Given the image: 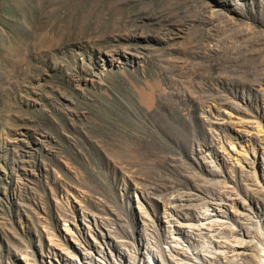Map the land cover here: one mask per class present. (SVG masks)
<instances>
[{"label":"rangeland","instance_id":"rangeland-1","mask_svg":"<svg viewBox=\"0 0 264 264\" xmlns=\"http://www.w3.org/2000/svg\"><path fill=\"white\" fill-rule=\"evenodd\" d=\"M251 241L264 0H0V264H244Z\"/></svg>","mask_w":264,"mask_h":264},{"label":"bare ground","instance_id":"bare-ground-1","mask_svg":"<svg viewBox=\"0 0 264 264\" xmlns=\"http://www.w3.org/2000/svg\"><path fill=\"white\" fill-rule=\"evenodd\" d=\"M204 217H207V215L203 214L201 218H204ZM201 221L202 222L203 221L206 222L207 219H203ZM244 244L245 245L242 246L244 249L241 250L240 252H238V256L240 257L241 262L244 263V264H247V260L249 259V257L255 256L256 257V261H257L255 264H264V256H260L259 255V247L256 246V243L251 241V242H246ZM255 253L258 254V255H255Z\"/></svg>","mask_w":264,"mask_h":264}]
</instances>
